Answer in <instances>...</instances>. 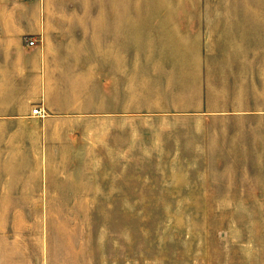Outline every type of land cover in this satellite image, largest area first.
I'll list each match as a JSON object with an SVG mask.
<instances>
[{
    "label": "crops",
    "instance_id": "1",
    "mask_svg": "<svg viewBox=\"0 0 264 264\" xmlns=\"http://www.w3.org/2000/svg\"><path fill=\"white\" fill-rule=\"evenodd\" d=\"M67 12L34 45L0 32V208L78 206L147 169L256 176L264 193V35L249 47L234 18L185 11Z\"/></svg>",
    "mask_w": 264,
    "mask_h": 264
},
{
    "label": "rangeland",
    "instance_id": "2",
    "mask_svg": "<svg viewBox=\"0 0 264 264\" xmlns=\"http://www.w3.org/2000/svg\"><path fill=\"white\" fill-rule=\"evenodd\" d=\"M67 11H134L136 19L185 11V24L234 18L249 47L264 35V0H0V32L28 42L39 23L54 27ZM153 171L138 170L123 191L73 193L78 206L0 208V264H264L256 176Z\"/></svg>",
    "mask_w": 264,
    "mask_h": 264
},
{
    "label": "built area",
    "instance_id": "3",
    "mask_svg": "<svg viewBox=\"0 0 264 264\" xmlns=\"http://www.w3.org/2000/svg\"><path fill=\"white\" fill-rule=\"evenodd\" d=\"M36 41H37L36 38H31L28 41V43H29V45H34ZM33 113L36 115H39V116H44L46 112H45V110H43L41 108H35V109H33Z\"/></svg>",
    "mask_w": 264,
    "mask_h": 264
}]
</instances>
